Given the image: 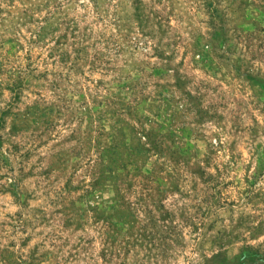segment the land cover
Instances as JSON below:
<instances>
[{
  "label": "rangeland",
  "instance_id": "rangeland-1",
  "mask_svg": "<svg viewBox=\"0 0 264 264\" xmlns=\"http://www.w3.org/2000/svg\"><path fill=\"white\" fill-rule=\"evenodd\" d=\"M0 264H264V0H0Z\"/></svg>",
  "mask_w": 264,
  "mask_h": 264
}]
</instances>
